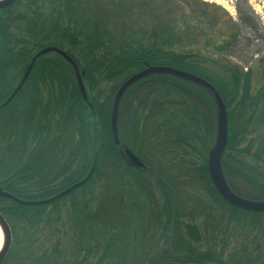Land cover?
Instances as JSON below:
<instances>
[{"label":"trees","instance_id":"16d2710c","mask_svg":"<svg viewBox=\"0 0 264 264\" xmlns=\"http://www.w3.org/2000/svg\"><path fill=\"white\" fill-rule=\"evenodd\" d=\"M49 1L51 13L58 15L49 24L39 0H16L0 9V186L20 199L41 200L84 178L92 165L94 170L84 184L47 204L22 205L0 197V212L12 232L0 264H88V255L98 250L94 264H228L223 259L228 237L221 238L217 258V239L208 234L231 225L240 234L251 231L253 246L259 242L256 252L235 251L231 262L264 264V212L232 206L210 180L207 152L215 111L205 89L168 74L149 75L120 101V145L114 144L110 129L113 97L127 77L147 64L194 73L209 81L226 104L221 165L228 185L242 197L264 199V56L244 70L229 58L177 49L178 36L191 34L180 3L170 9L182 13L166 22L161 18L163 1L124 0L125 11L151 20L141 39L134 33L114 35L100 16V4L94 10L82 0ZM184 2L193 5L192 0ZM66 14V25L59 26ZM234 26H227L213 55L225 54L246 65L251 57L236 51ZM46 46L72 55L84 72L87 100L73 66L48 52L35 60L21 88L5 103L32 52ZM255 125L263 126L261 134L243 144ZM124 148L145 168L132 165ZM145 171L155 177L161 203ZM66 198L70 227L79 233L73 256L72 245L62 247L61 239L58 205ZM196 219L203 223L204 236Z\"/></svg>","mask_w":264,"mask_h":264},{"label":"rangeland","instance_id":"374dc122","mask_svg":"<svg viewBox=\"0 0 264 264\" xmlns=\"http://www.w3.org/2000/svg\"><path fill=\"white\" fill-rule=\"evenodd\" d=\"M123 1L124 0H82V4L85 6V8L89 9L90 7H92L94 10L98 8L97 4H100V16H102L106 20L109 30L113 32L114 35L120 34L125 37L127 35L131 36L134 33V37L144 39V36H142L143 33L146 34L150 30V18L141 14L131 15L129 11H125V4L123 3ZM161 1L166 4V7H164L163 9L164 12L161 16V18L165 19L166 22L172 20L173 18H176L177 15L179 16L182 13L180 10L178 11L180 13L173 12L172 9H170L173 5H175L174 8H176L177 4L179 5L180 3L181 7H184L185 9L184 18L188 21L187 28L189 29V31L191 30V34L188 33L189 35H187L186 33H181V35L178 36V39L180 41L175 44V46H177V49H181L182 47H190L194 50H197V52L203 55L212 53V58H229L233 62L243 66L244 70H246V68L250 66L251 63H257V60L260 57L264 56V0H192V6L186 5L184 0ZM24 2L25 0H22V3ZM101 3L104 6L103 10ZM39 4L44 15L47 16V21H45L46 24H49V21H52L55 17L58 18L57 13H51L52 10L50 9L52 8L53 4H51L49 0H39ZM68 15L72 18L71 13H69ZM68 15L66 14V16H63V18L60 17L59 22H61L59 26L66 25L68 21ZM232 22H234L235 24L233 30H236L237 32L235 47L236 51L242 57H251V61L246 65H243L242 62L237 61L235 60V58L229 57L225 54H223L222 56L220 54L213 55L214 48H216L222 41V34L226 32L227 26L231 25ZM155 40L159 41V38ZM208 66L221 73L219 71V68L216 67L215 64L209 63ZM253 83H256V80H253L252 84ZM258 83L259 82H257L256 84ZM205 97L210 102V106L213 111L211 98L209 96ZM262 130L263 126L255 125L254 128L250 127L249 133L246 135L243 144H245V142L250 138L256 139L261 134ZM144 176L146 180H148L149 183L153 186L155 199L158 203H161L162 195L160 190L156 186L155 177L149 171H145ZM78 195L79 193L76 194V196ZM58 206H60V221L62 225L61 231L63 232V235H61L62 247L66 246L67 248H69L72 245L73 256V252H75L73 245L75 243L77 245L78 242H76V240L79 233L75 229H73V227L72 229L70 227V199L66 198L60 201ZM200 220L201 219H196L194 223L198 225L199 223H201ZM8 225L11 231L9 222ZM251 233L252 232H244L241 235H236V240H233L232 238V240L230 241L231 250H242V252H248L247 250H250V252H256L258 249L250 244V242H247L246 247H240V243L245 240V237H250ZM4 241L5 234L3 232V243ZM216 244L218 247L219 244ZM77 250L78 248L76 249V251ZM100 252L101 250H98L97 253H91L90 255H88V264H94L95 259L98 257ZM79 255L78 257L81 256Z\"/></svg>","mask_w":264,"mask_h":264},{"label":"water","instance_id":"95a60500","mask_svg":"<svg viewBox=\"0 0 264 264\" xmlns=\"http://www.w3.org/2000/svg\"><path fill=\"white\" fill-rule=\"evenodd\" d=\"M15 1L16 0H0V9L11 5ZM48 52H57L61 54L73 66L75 76H76L77 86L82 96V99L84 101L87 100L86 90H85L84 83L82 80L84 72L79 71L73 58H71L65 51H63L62 49L56 46H46V47L41 48L39 51H37L34 54L32 59L26 66L20 78V81L15 86L14 90L11 92V94L9 95L5 103L8 102L21 88V86L25 82L26 78L28 77L32 69L35 60L40 55L46 54ZM152 74H168V75L180 78L182 80L191 82L205 89L210 94L211 99L214 104V111H215L214 138L207 152V170H208L210 180L214 188L218 192V194L232 206H235L237 208L247 210V211L263 212L264 211V199L253 200V199L242 197L238 195L237 193H235L230 188V186L228 185L226 181L224 171L221 165V157H222V154L224 152V149L227 143L228 116H227L226 104L223 98L221 97L220 93L216 90V88L209 81H207L206 79L194 73L181 70V69H178L172 66L147 64L143 69L127 77L117 88L116 93L113 97L112 106H111L110 129H111V135H112L114 144L120 145L121 143V140L119 137V130H118V111H119L120 101L124 93L134 83ZM124 152L132 165H134L137 168H145L144 163L129 148H124ZM93 170H94V165L91 166L90 170L88 171L87 175L84 178H82L81 180L75 182L74 184L70 185L69 187L54 194L53 196L49 198H45L41 200H23L11 194L10 192L4 190L1 186H0V197L11 199L12 201L18 204H22V205L47 204V203H50L52 201H55L65 196L72 190L84 184L89 179V177L92 175ZM0 226L2 228V232H4L5 234V241L0 249V259H2L5 256L10 246V243H11V231H10L8 222L6 221L4 216L1 214V212H0Z\"/></svg>","mask_w":264,"mask_h":264},{"label":"flooded vegetation","instance_id":"af4514ba","mask_svg":"<svg viewBox=\"0 0 264 264\" xmlns=\"http://www.w3.org/2000/svg\"><path fill=\"white\" fill-rule=\"evenodd\" d=\"M40 49H37V50H34L33 52H32V54H31V56L28 58V61L26 62V64H25V66H27L28 65V63L30 62V60L32 59V57L34 56V54L37 52V51H39ZM63 50V49H62ZM63 51H65L66 52V50L64 49ZM57 53V52H56ZM67 53V52H66ZM57 54H59V53H57ZM68 54V53H67ZM60 56H62L61 54H59ZM71 58H72V55H70V54H68ZM63 57V56H62ZM64 58V57H63ZM65 60H66V62H68L67 61V59L66 58H64ZM69 63V62H68ZM21 78V77H20ZM20 81V79L17 81V83H16V85L18 84V82ZM247 211V210H246ZM250 212H253V211H250ZM264 212V211H263ZM201 224H203L202 222L201 223H199L197 226H198V228H199V231H200V234L201 235H205V231H203V226H201ZM219 225V224H218ZM213 233L212 234H208V238L210 237V236H213V238L215 239H217L216 240V243H218L219 244V246L218 247H215V248H217V249H215V251H214V254H215V256L218 258L219 257V255H220V252H221V245H220V241H221V238L223 237L224 238V240H226V237H228V239H227V242H228V246L224 249V251H223V259L224 260H227L226 262H228V264H233L231 261H232V256H234L235 257V251H232L231 250V240H232V238H233V240H236L237 238L235 237L236 235H241L242 233H244V232H249V231H244V232H242L241 234L238 232L237 233V229H236V227L235 226H233V225H231L229 228H227V229H223L222 230V232L220 231V230H215V231H212ZM251 232V231H250ZM249 232V233H250ZM204 233V234H203ZM247 235V234H246ZM244 236V235H243ZM253 234H251V236L250 237H245L244 239L245 240H243V242H241V244H247V242H252V238H253ZM222 238V239H223ZM204 239V238H203ZM242 241V240H241ZM259 245V242L257 243V246ZM257 246H256V248H257ZM244 253H248V252H244ZM188 264V263H187ZM200 264H219L218 262H216V263H210V262H203V263H200Z\"/></svg>","mask_w":264,"mask_h":264},{"label":"bare ground","instance_id":"6f19581e","mask_svg":"<svg viewBox=\"0 0 264 264\" xmlns=\"http://www.w3.org/2000/svg\"><path fill=\"white\" fill-rule=\"evenodd\" d=\"M2 244H3V232H2V228L0 226V249L2 247Z\"/></svg>","mask_w":264,"mask_h":264}]
</instances>
